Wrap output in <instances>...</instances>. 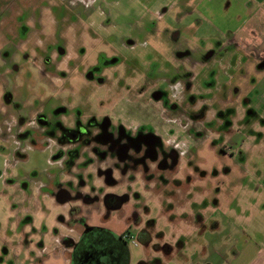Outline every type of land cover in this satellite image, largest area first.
Masks as SVG:
<instances>
[{"label": "rangeland", "instance_id": "1", "mask_svg": "<svg viewBox=\"0 0 264 264\" xmlns=\"http://www.w3.org/2000/svg\"><path fill=\"white\" fill-rule=\"evenodd\" d=\"M202 1L212 3L217 12L203 13L200 8L206 6ZM210 1L97 0L86 8L72 0H0V113L25 119L41 105L52 112L67 101L83 109L87 97H105L109 91L97 87L95 81L85 80L81 74L88 71L94 77L107 75L109 81L122 73L132 86L138 75H149L155 68L169 65L174 59L172 53L182 50L180 45L177 47L182 41L195 45L197 51L192 57L197 59L200 52L201 58H205L209 50L220 54L219 44L233 49L227 33L213 18L234 20L238 10L240 15L247 13L242 0ZM3 44L10 45L1 47ZM12 50H17V55L12 61L15 64L10 66L6 53ZM237 56L244 73L242 92L235 99L242 120L237 126L243 135L242 143L231 147L232 159L213 147V142L222 140L214 130L229 110H219L214 99L209 98L206 117L199 126L201 131L195 128L189 131L190 140L185 139L194 144L181 145L185 158L197 152L194 159L200 162L197 160L195 167L198 172H205V177L195 176L189 188L194 192L208 191L207 206L196 213L202 200L191 190L178 194V202L162 196L155 203V199L144 195L143 220H154V231L161 233L157 245L170 243L171 237L177 235L185 238L189 226L201 217L227 224L228 228L264 220V207L260 205L264 199V72H257L261 68L257 60L251 70L242 67L247 60L255 61L251 53L241 51ZM34 58L36 64L31 61ZM41 67L46 75L39 71ZM210 69L203 81L212 78ZM155 76L159 74L151 78ZM135 87L131 94L155 86L138 83ZM124 92L116 91L114 97L121 99ZM156 92L161 94L153 91L152 100ZM150 105L138 112L153 114L158 107ZM229 124L235 126L230 121L225 125ZM4 142L0 140V264H69L68 254L55 243V235L66 233L61 220L78 203L62 205L45 195L49 187L43 184L53 173L57 174L47 149L33 147L17 159L12 145ZM172 204L175 205L169 207ZM95 209L100 211V204H95ZM86 210L82 208V212ZM99 215L93 216L94 222L101 221ZM106 224L123 229L115 215ZM128 245L130 264H138L143 255L142 244Z\"/></svg>", "mask_w": 264, "mask_h": 264}, {"label": "flooded vegetation", "instance_id": "2", "mask_svg": "<svg viewBox=\"0 0 264 264\" xmlns=\"http://www.w3.org/2000/svg\"><path fill=\"white\" fill-rule=\"evenodd\" d=\"M72 1L88 8L97 0ZM179 45L182 50L172 53L174 59L169 65H161L149 75H138L132 86L122 73L109 81L107 75L100 78L88 71L81 74L85 80L95 81L97 87L109 91L105 97H87L83 109L67 101L52 112L41 105L25 119L0 113V140L12 145L17 159L33 147L49 151L57 174L53 173L43 184L49 187L45 195L62 205H79L61 220L66 233L55 235V242L68 254L69 264H129L130 242L136 244L160 236V232L154 231V220H143L144 195L156 202L166 196L173 202L178 187L183 190L195 176L205 177V172L200 173L195 167L200 162L194 159L197 152L185 158L181 145L194 144L185 139L191 138L189 131H201L199 126L206 117L209 98L214 99L219 110H229L214 130L222 140L213 142V147L232 159L231 147L242 143L237 129L241 119L236 117L239 105L235 100L242 92L241 61L228 45L219 44L220 54L209 50L205 58H201L200 52L198 59L192 57L197 51L194 44L182 41ZM6 55V61L14 65L17 50L7 51ZM31 61L36 64V58ZM209 68L212 78L203 81ZM39 71L47 74L43 67ZM138 83L155 87L148 91L143 87L131 94ZM120 90L125 91L121 99L115 98V92ZM156 90L161 94L154 93L152 100ZM150 104L158 107L153 114L138 112ZM228 121L235 126L227 127ZM95 204H100V211L93 210ZM82 208L87 210L82 212ZM96 213L100 214L99 223L94 222ZM114 215L122 223V230L106 224ZM165 249L168 251L170 246L165 245Z\"/></svg>", "mask_w": 264, "mask_h": 264}, {"label": "crops", "instance_id": "3", "mask_svg": "<svg viewBox=\"0 0 264 264\" xmlns=\"http://www.w3.org/2000/svg\"><path fill=\"white\" fill-rule=\"evenodd\" d=\"M202 3L206 6L204 9L200 8L203 13L208 14L209 10L217 12L212 3L205 1ZM241 3L247 13L240 15L238 10L234 20L228 17L222 19L221 16L213 19L220 24L223 33H227V39L230 38L229 41L234 46L233 51L236 49L234 52L236 54L233 55H236L237 60L239 58L237 54L241 51L252 54V59L255 61L247 60L242 67L251 70L257 60L261 63V68L257 72H264V7L258 4H264V0H242ZM225 59L228 60V57ZM243 77L244 73L241 79ZM236 117L241 119L238 109ZM189 190L202 200L196 208V213L205 210L207 206L205 197L209 195L205 190L194 192L186 185L183 190L178 187L175 201H179L178 194L188 193ZM263 200L260 201L262 207H264ZM246 223L247 225L228 228L227 224L213 223L210 219L201 217L189 226V231L184 234L185 238L177 235L171 237L170 243L162 242L157 245L159 238L152 236L149 241L138 242L142 244L143 254L138 259V264H264V220ZM165 245L170 246L168 251Z\"/></svg>", "mask_w": 264, "mask_h": 264}]
</instances>
